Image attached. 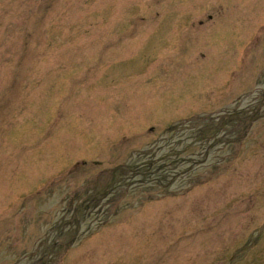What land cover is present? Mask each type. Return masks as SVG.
I'll return each mask as SVG.
<instances>
[{"label": "rangeland", "instance_id": "rangeland-1", "mask_svg": "<svg viewBox=\"0 0 264 264\" xmlns=\"http://www.w3.org/2000/svg\"><path fill=\"white\" fill-rule=\"evenodd\" d=\"M0 264H264V0H0Z\"/></svg>", "mask_w": 264, "mask_h": 264}]
</instances>
